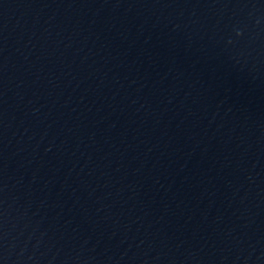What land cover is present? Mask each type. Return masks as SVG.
Returning a JSON list of instances; mask_svg holds the SVG:
<instances>
[{
	"label": "water",
	"instance_id": "water-1",
	"mask_svg": "<svg viewBox=\"0 0 264 264\" xmlns=\"http://www.w3.org/2000/svg\"><path fill=\"white\" fill-rule=\"evenodd\" d=\"M0 264H264V0H0Z\"/></svg>",
	"mask_w": 264,
	"mask_h": 264
}]
</instances>
